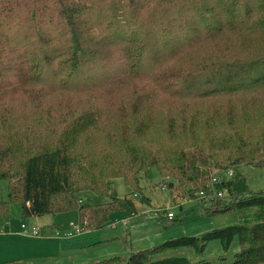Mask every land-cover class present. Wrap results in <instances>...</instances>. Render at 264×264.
Instances as JSON below:
<instances>
[{
	"label": "trees",
	"instance_id": "trees-1",
	"mask_svg": "<svg viewBox=\"0 0 264 264\" xmlns=\"http://www.w3.org/2000/svg\"><path fill=\"white\" fill-rule=\"evenodd\" d=\"M240 164L264 167V0H0L1 216L76 210L99 229L136 211L129 194L147 200L150 166L174 199L230 167L204 213L250 215L102 262L188 264L155 256L236 237L227 264H264V189ZM115 178L130 193L112 192ZM87 190L109 199L84 203Z\"/></svg>",
	"mask_w": 264,
	"mask_h": 264
},
{
	"label": "rangeland",
	"instance_id": "rangeland-1",
	"mask_svg": "<svg viewBox=\"0 0 264 264\" xmlns=\"http://www.w3.org/2000/svg\"><path fill=\"white\" fill-rule=\"evenodd\" d=\"M237 171L244 176L249 190L264 189V167L240 164L237 166ZM139 185L147 200H139L138 194H129L136 207V211L132 214L117 210L110 214L109 222L99 229H86L80 235L70 238L57 237L53 234L54 237L56 236L57 238H55L59 243L66 247L76 245L79 249L78 254H81L80 256H88L82 264H122L103 263L102 260L113 256L124 257L123 255L128 254L129 247L131 251L139 250L161 243L171 237L198 235L213 228L235 224L239 222L242 216L247 213L248 215L251 214L250 210H243V214L238 213L236 210H229L207 215L203 210L207 206H204L196 198L188 196L186 188L183 190L186 193L184 197L174 199L163 184L155 166L148 167L147 172L141 174ZM112 192H115L117 196H123L130 193V188L123 183L121 178H115L112 182ZM77 195L84 203H99L109 199L107 196H96L88 190L81 191ZM6 197L7 181L0 180V200H4ZM148 198H150V204ZM14 205H12L7 216H0V226L5 220H9L12 229H17L21 223L28 224V218H23L15 210L19 203ZM164 207H167L165 211H156ZM167 211L174 214V220L168 221L165 218ZM39 217H41L39 218L41 223L54 221L51 226L60 234L71 228L70 225L68 226L69 221L78 222L76 210L57 214H44ZM38 228L42 234L43 228ZM2 229L0 227V230ZM2 238L1 235L0 242ZM61 247L63 248V246ZM85 249H88L87 253L84 252ZM237 249V238L234 237L226 250L222 248L218 240H211L201 252H196L192 247L187 246L168 251L185 257L188 264H227L234 259V253ZM163 254L166 253H162V255L160 253L156 256L163 257ZM77 260L79 258L68 259L65 264H81Z\"/></svg>",
	"mask_w": 264,
	"mask_h": 264
},
{
	"label": "crops",
	"instance_id": "crops-1",
	"mask_svg": "<svg viewBox=\"0 0 264 264\" xmlns=\"http://www.w3.org/2000/svg\"><path fill=\"white\" fill-rule=\"evenodd\" d=\"M148 199V203L150 204V198ZM14 204H11L10 210L12 208V205ZM15 208V210L19 212V214H21L20 204ZM39 218L41 217L36 215L29 216V222L27 224L28 227L36 226L37 228H43L42 234L41 232H39L38 228L37 235L24 233L22 231L21 224L19 225V227H17V229H12L9 224V220H5L3 224L1 223L2 225L0 227H2L3 229L0 230V236L2 235L3 238L0 242V264H65L68 259L73 258H79V260L77 261L78 263L82 264L83 261H85L84 259L88 256H80L81 254H78L79 249L76 245L69 247L61 245L56 239L57 237L55 236V238L53 235L54 228H52L51 224H54V221L50 220L41 223L39 221ZM172 220H174V217L173 219L168 221ZM71 223L74 222L69 221L68 226L71 225ZM112 223L116 224L115 222ZM60 245L63 246V248ZM84 252L87 253L88 249H85ZM129 252H131L130 247L128 248L127 253L129 254ZM163 253H166L165 255L163 254L164 256L175 255V253L170 251H166ZM128 254H125L123 256L127 257Z\"/></svg>",
	"mask_w": 264,
	"mask_h": 264
},
{
	"label": "built area",
	"instance_id": "built-area-1",
	"mask_svg": "<svg viewBox=\"0 0 264 264\" xmlns=\"http://www.w3.org/2000/svg\"><path fill=\"white\" fill-rule=\"evenodd\" d=\"M233 175V169L232 168H226L220 171H213L210 173L209 180L206 183V189H200L198 191H195V198L203 203L204 206H209L211 204V201L216 198L223 197L227 194L228 190L227 188L217 189L215 186L219 183H223L231 178ZM167 207L159 208L156 211L160 212L165 211ZM165 217L168 220L173 219L174 214L171 211H167L165 213ZM71 228L63 231L61 234L54 230V234L57 237H63V238H70L75 235H79L84 229L83 226L77 222V223H71ZM21 228L24 233L37 235L38 234V228L36 226L28 227L26 224L21 223Z\"/></svg>",
	"mask_w": 264,
	"mask_h": 264
}]
</instances>
